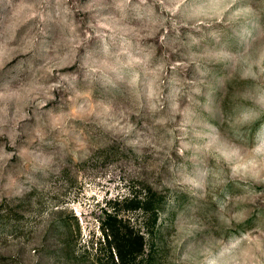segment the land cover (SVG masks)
I'll use <instances>...</instances> for the list:
<instances>
[{
	"label": "rangeland",
	"instance_id": "374dc122",
	"mask_svg": "<svg viewBox=\"0 0 264 264\" xmlns=\"http://www.w3.org/2000/svg\"><path fill=\"white\" fill-rule=\"evenodd\" d=\"M146 194L136 264H264V0H0V264H111Z\"/></svg>",
	"mask_w": 264,
	"mask_h": 264
},
{
	"label": "trees",
	"instance_id": "16d2710c",
	"mask_svg": "<svg viewBox=\"0 0 264 264\" xmlns=\"http://www.w3.org/2000/svg\"><path fill=\"white\" fill-rule=\"evenodd\" d=\"M155 204V197L149 194L138 200L136 208L143 211L145 216V223L140 227L117 214H108L102 225L103 240L97 242L101 251L104 247L105 255L108 256L107 263L136 264L139 257L144 255L147 248L146 234L152 232L158 221Z\"/></svg>",
	"mask_w": 264,
	"mask_h": 264
}]
</instances>
